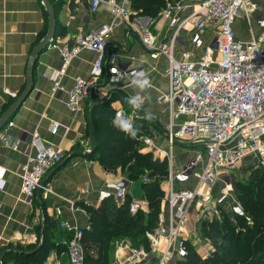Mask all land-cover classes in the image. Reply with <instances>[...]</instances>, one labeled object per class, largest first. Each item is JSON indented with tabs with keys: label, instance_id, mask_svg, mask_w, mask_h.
Masks as SVG:
<instances>
[{
	"label": "crops",
	"instance_id": "obj_1",
	"mask_svg": "<svg viewBox=\"0 0 264 264\" xmlns=\"http://www.w3.org/2000/svg\"><path fill=\"white\" fill-rule=\"evenodd\" d=\"M112 1L125 8L127 24L121 22L112 26L117 20L110 15V6L107 4H99L95 12H90L88 0H47L53 9L56 34L53 40L57 48L47 46L32 63L29 73L30 92L8 121L11 126L6 136L11 144H15V149L0 145V170L3 171L0 181V257H4L5 264H13L9 258L14 256L28 258L41 245L44 237L48 238L49 247L44 255L38 253L42 264H66L68 238L58 229V222L65 221L80 229H87V215L82 206L96 208V192L106 182L123 177L128 179L125 171L101 165L97 160L98 154L93 153L97 141L98 113L105 108L111 109L113 114L116 110H123L133 118V125L138 131L150 136L157 145L164 146L168 108L158 97L168 90L165 76L167 61L163 56L152 57L141 45L139 35L149 34L156 40L163 41L168 39L170 29L159 13L154 19L130 18L133 13L129 8V0ZM200 1L202 0H178L167 5L179 3L181 7L175 11V16L182 21L189 18ZM245 1L251 12L246 16L240 13L231 24L234 38L239 42L257 39L264 32V0ZM193 20L194 18L189 19L178 33L180 44H175L172 49L175 59H200L204 47L212 37L214 28L208 26L202 36V46H192L190 32ZM101 30H108L107 52L117 56L115 65L120 69L142 67L149 86L141 90L132 85L123 91L111 92L105 86L97 85L90 96L81 101L77 111L70 112L65 105L66 94L75 79H88L91 76L95 54L88 50L79 51L64 68L63 74L56 78L61 69L57 49L70 44L76 36H86ZM46 31L47 15L41 0H0V116L21 94L29 54L43 39ZM261 45L264 47V40ZM54 83L56 87L53 86ZM134 95H139L142 99L138 110L126 102L127 97ZM146 112L152 114V120L142 118ZM52 122L58 124L55 134L49 132ZM33 136L45 146L60 149L64 158L59 166L46 170L42 176L41 185L49 193L42 196V192L37 191L32 200H25L19 193L18 175L21 164L33 152ZM140 151L146 152L141 147ZM192 156L190 149L175 147L174 171L183 168ZM246 159L251 160L248 166L239 164L238 167V170H244L243 178L248 168L254 166L256 157L247 156L244 160ZM190 182H184L181 187H188ZM164 186L166 184L163 180L161 189L165 196ZM139 201H142L140 212L145 214L143 194ZM198 208V205H194L189 211V220L184 229L187 243L193 250L195 245L191 231L196 229L199 234L195 220ZM161 209H165L162 202L159 211ZM125 242L117 244L113 264H128L126 260L129 249L142 247H130ZM161 249L160 247L150 253L148 264L156 260Z\"/></svg>",
	"mask_w": 264,
	"mask_h": 264
},
{
	"label": "built area",
	"instance_id": "obj_2",
	"mask_svg": "<svg viewBox=\"0 0 264 264\" xmlns=\"http://www.w3.org/2000/svg\"><path fill=\"white\" fill-rule=\"evenodd\" d=\"M90 12H95L99 4L110 6V15L117 23L127 24V12L112 0H88ZM179 3L165 6L160 17L170 29L167 40H156L154 36L139 35L143 48L152 57L163 56L167 61L165 72L168 90L160 94L158 100L168 108V123L164 127V146L157 145L150 136L140 131L130 139L156 158L164 160L167 191L161 202L155 226L144 234L147 249L130 248L126 261L128 264H148L150 253L162 248L151 264H174L187 253V239L184 229L189 220V211L198 205L195 214L196 224L205 221H220L222 212L234 220L248 217L236 200L233 189L234 178L230 172L238 170L242 159L255 156L254 166L264 167V32L248 42L236 41L231 24L240 13L245 16L251 12L245 0H202L189 18L179 21L175 11ZM190 43L195 48L202 46V36L208 26H213V34L204 47L203 54L196 61L175 59L172 49L180 44L178 33L189 19H193ZM107 31L92 32L86 36H76L70 44L58 48L61 69L56 78L63 74L64 68L81 50L95 54L91 76L88 79H75L66 94V108L77 111L80 103L96 89L105 86L111 92L123 91L132 86L136 78L147 79L137 74L144 73L142 67L120 69L115 65L117 56L107 52ZM49 47L56 49L54 40ZM56 87V83L54 85ZM149 86V85H148ZM145 86V87H148ZM133 123V118L123 110H116ZM8 122L0 130V145L15 149L6 136ZM58 124L52 122L49 132L55 134ZM32 154L28 155L19 170V193L25 200H32L37 191L42 196L49 193L41 185L44 172L59 166L64 158L60 149L43 145L33 136ZM190 149L193 156L178 171L173 168V149ZM3 171L0 170V181ZM148 183L146 176L141 177ZM188 187H181L184 182ZM131 182L126 178L106 182L97 193V207L104 199L116 205L126 204L127 213L134 216L142 201L133 200L129 195ZM174 185L176 189H174ZM178 186V188H177ZM2 185H0V188ZM127 198L130 200L128 202ZM58 215L59 212L57 211ZM67 235V263L83 264L82 229L75 224L59 221L57 224ZM194 251L200 259L210 258L214 253L208 239L202 238L196 229L191 231Z\"/></svg>",
	"mask_w": 264,
	"mask_h": 264
},
{
	"label": "trees",
	"instance_id": "obj_3",
	"mask_svg": "<svg viewBox=\"0 0 264 264\" xmlns=\"http://www.w3.org/2000/svg\"><path fill=\"white\" fill-rule=\"evenodd\" d=\"M177 1L129 0V8L133 13L130 18L154 19L167 4ZM98 114L97 141L93 147V153L98 154L97 160L106 168L125 171L131 182L143 175L149 182L142 185L145 214L139 210L130 216L126 204L117 206L110 199L102 200L96 208L82 206L89 229H82L83 264H113V252L118 241L147 248L144 234L155 226L160 202L164 197L161 183L166 176L165 161L140 151L137 142L113 127L111 109L105 108ZM233 189L243 215L249 218L250 223L246 224L243 217H235L231 222L224 212L220 221L200 222L198 232L210 241L214 253L210 258L200 259L187 245L186 256L174 264H264V167L248 168L245 178L233 181ZM48 241L44 237L41 245L28 258L14 256L9 261L13 264H42L38 253L44 255L47 252ZM0 264H5L3 256L0 257Z\"/></svg>",
	"mask_w": 264,
	"mask_h": 264
},
{
	"label": "water",
	"instance_id": "obj_4",
	"mask_svg": "<svg viewBox=\"0 0 264 264\" xmlns=\"http://www.w3.org/2000/svg\"><path fill=\"white\" fill-rule=\"evenodd\" d=\"M41 4L47 15V31L43 39L33 48L29 54L27 68L25 71V82L24 88L21 94L16 98V100L9 106V108L0 116V130L8 123L11 115L19 108L21 103L24 101L25 97L30 92V70L32 68V63L34 62L36 56H38L49 44V41L54 38V16L53 9L47 0H41ZM142 179L132 182L129 195L133 200L139 201L142 199ZM89 231V229L87 228Z\"/></svg>",
	"mask_w": 264,
	"mask_h": 264
},
{
	"label": "clouds",
	"instance_id": "obj_5",
	"mask_svg": "<svg viewBox=\"0 0 264 264\" xmlns=\"http://www.w3.org/2000/svg\"><path fill=\"white\" fill-rule=\"evenodd\" d=\"M144 73L137 74L138 77L144 76ZM132 84L138 87L139 89L143 90L145 86L149 85L148 79H134ZM126 102L135 110L140 108V104L142 103V99L139 95H134L126 98ZM145 120H152L153 116L150 112H146L145 115L142 117ZM113 127L118 129L119 131L135 138L138 132V129L134 127L132 121L124 116L122 112H118L116 116L111 121Z\"/></svg>",
	"mask_w": 264,
	"mask_h": 264
},
{
	"label": "rangeland",
	"instance_id": "obj_6",
	"mask_svg": "<svg viewBox=\"0 0 264 264\" xmlns=\"http://www.w3.org/2000/svg\"><path fill=\"white\" fill-rule=\"evenodd\" d=\"M154 154H155V156H157L156 153H154ZM250 161H251V160H249V159H246V160L242 159V161H241L240 164H244V165H246L245 167H247L248 164L250 163ZM244 169H245V168H244ZM230 173L232 174L234 180H237V181H238V180H241V178H243V177H242V174L244 173V170H236V172H235V171H232V172H230ZM236 174H239V175L236 176ZM245 177H246V176H245ZM245 177H244V178H245ZM164 189L167 191V188H166L165 186H164ZM174 189H176V186H175V185H174ZM123 242H125V241H123ZM118 243H121V241H118L117 244H118ZM125 243H128V244L130 245V247H133V245H132L130 242H125ZM117 244H115V249H114L113 255L115 254Z\"/></svg>",
	"mask_w": 264,
	"mask_h": 264
}]
</instances>
